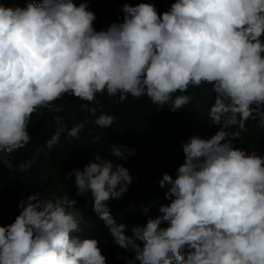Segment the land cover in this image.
<instances>
[{
    "label": "clouds",
    "instance_id": "9594fccd",
    "mask_svg": "<svg viewBox=\"0 0 264 264\" xmlns=\"http://www.w3.org/2000/svg\"><path fill=\"white\" fill-rule=\"evenodd\" d=\"M121 1L0 4V170L26 158L64 185L51 193L35 183L51 172L20 164L34 190L14 222L0 224V264H112L92 234L109 229L107 244L135 253L121 257L126 264H264V157L234 147L232 129L249 120L264 129V0ZM197 88L213 96L208 129L180 136L167 153L179 163L164 170L157 199L170 204L129 236L111 214L120 215L133 182L120 159L135 155L105 148L123 137L114 96L145 97L152 113L141 131L157 144ZM66 99L85 116L70 128L58 113ZM61 142L72 151L60 152Z\"/></svg>",
    "mask_w": 264,
    "mask_h": 264
},
{
    "label": "trees",
    "instance_id": "16d2710c",
    "mask_svg": "<svg viewBox=\"0 0 264 264\" xmlns=\"http://www.w3.org/2000/svg\"><path fill=\"white\" fill-rule=\"evenodd\" d=\"M164 1L168 2L169 0H150L153 4H161ZM4 2L5 0H0V4ZM142 2L148 3L146 0H122L121 4L129 3L135 6ZM15 3L18 4V1ZM161 8L162 5L156 6L157 11ZM120 14L124 15L122 11ZM177 95L185 94L179 92ZM186 95L189 96V103L173 112L167 124L160 127L158 130L159 141L157 144L150 140L146 131H141L139 121L152 113V108L145 103V97L134 98L129 95L127 99L121 102L119 95L114 96L115 102L122 104L115 105L114 112L117 115V125L123 137L106 143L105 148L111 151V146L114 144L117 146H125L128 149H135V155L127 156L126 159H120L122 165L129 169L130 174L133 176V182L129 185L131 192L128 197L122 205H119L121 206L118 210L120 215L116 212H111V214L116 222L123 223L127 226L126 234L129 236L132 235V226L146 224L149 216L154 218L160 215V205L170 204L168 199H157V196L163 192V188L159 187V181L165 173L164 170L170 167L167 169V172H170L179 163L178 159L169 160L167 153L178 149L180 136L183 137L191 133L205 132L208 129L206 114L209 104L213 99L210 90L197 88L193 92L188 91ZM105 102L106 100H103V103ZM57 105L62 107L58 113L65 114V117L61 120V125H67L70 128L85 119L83 114L72 113L81 107L74 100L66 99L57 103ZM157 126L155 124L154 128ZM232 129L240 131V136L233 141L234 147L245 149L249 153L255 151L264 157V129L257 126V121L249 120L246 122L245 128L242 131L238 126ZM37 132L43 138H48L53 133V129L46 130L38 128ZM68 145V142L59 143L60 152L70 153L72 149H69ZM97 154H101V152L93 151L92 156L95 157ZM28 162H31V167H35L37 170L42 169L46 172H51L46 177L38 178L35 181L37 185L44 186L51 193L59 192L64 188V185L57 182L54 177L53 171L55 169L52 171L49 166L42 167L37 165V161L15 157L11 161L13 168L6 166L0 170L1 225H8L14 222L16 216L20 213V202L29 196L28 191L34 190L32 185L34 181L31 178L33 172L29 170H27L28 172H24L19 169L20 164ZM59 166L60 163L55 164V167ZM58 175L59 181L63 182V172L59 171ZM142 206H148L150 212L145 214L142 211ZM164 224L161 226L163 227ZM107 228L109 229L108 226ZM92 234L98 240L103 241L105 252L112 264H126V261L121 257L134 258L135 253L131 249H116L112 245L107 244L106 239L111 237L110 229L109 231L103 232L93 230ZM101 245L103 244L100 242Z\"/></svg>",
    "mask_w": 264,
    "mask_h": 264
},
{
    "label": "rangeland",
    "instance_id": "374dc122",
    "mask_svg": "<svg viewBox=\"0 0 264 264\" xmlns=\"http://www.w3.org/2000/svg\"><path fill=\"white\" fill-rule=\"evenodd\" d=\"M101 246H102V245H101ZM101 246H100V247H101Z\"/></svg>",
    "mask_w": 264,
    "mask_h": 264
}]
</instances>
